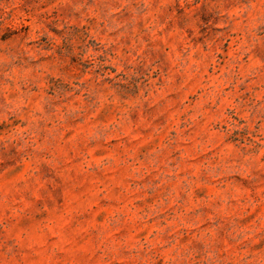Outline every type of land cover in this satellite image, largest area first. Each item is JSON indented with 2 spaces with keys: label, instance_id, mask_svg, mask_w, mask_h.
<instances>
[{
  "label": "rangeland",
  "instance_id": "rangeland-1",
  "mask_svg": "<svg viewBox=\"0 0 264 264\" xmlns=\"http://www.w3.org/2000/svg\"><path fill=\"white\" fill-rule=\"evenodd\" d=\"M0 264H264V0H0Z\"/></svg>",
  "mask_w": 264,
  "mask_h": 264
}]
</instances>
